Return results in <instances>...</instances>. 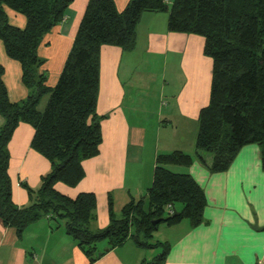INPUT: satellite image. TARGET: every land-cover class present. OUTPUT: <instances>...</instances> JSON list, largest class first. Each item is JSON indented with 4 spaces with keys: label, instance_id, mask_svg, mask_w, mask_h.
Returning <instances> with one entry per match:
<instances>
[{
    "label": "trees",
    "instance_id": "trees-1",
    "mask_svg": "<svg viewBox=\"0 0 264 264\" xmlns=\"http://www.w3.org/2000/svg\"><path fill=\"white\" fill-rule=\"evenodd\" d=\"M72 1L0 0V39L8 56L20 62L23 81L31 89L24 100L11 101L0 62V114L6 121L0 129V218L20 238L42 216L65 220L67 233L79 242L90 263L133 240L146 249L162 247L142 264H164L171 243L152 242L154 232L161 223L172 226L184 219L193 227L200 225L207 205L206 193L196 179L168 165L190 166L197 157L211 172H221L248 144L260 146L264 165V0H173L171 4L129 0L122 11L115 0H89L62 72L51 88L46 72H38L45 63L38 48L46 33L64 20ZM9 10L25 16L24 27L11 23ZM146 11L168 12L172 32L204 37V53L213 61L210 101L199 112L195 156L182 150L158 154L147 195L127 202L121 216L114 213L110 197V222L93 231L90 223L96 219V194L81 192L73 198L60 192L56 184L78 185L85 176L83 161L100 153L101 47L117 45L133 51L137 25ZM46 93L50 98L41 111L38 105ZM21 122L33 126L32 148L52 163L40 188H29L33 203L23 207L13 199L8 149ZM174 209L179 212L176 216L170 212ZM160 218V223H153ZM103 240L108 241V249L100 251L98 243Z\"/></svg>",
    "mask_w": 264,
    "mask_h": 264
},
{
    "label": "crops",
    "instance_id": "crops-1",
    "mask_svg": "<svg viewBox=\"0 0 264 264\" xmlns=\"http://www.w3.org/2000/svg\"><path fill=\"white\" fill-rule=\"evenodd\" d=\"M88 1L73 0L66 18L46 33L38 48L45 61L38 72H46V84L51 88L65 65ZM166 1L171 4L173 0ZM115 2L122 11L129 0ZM8 13L12 24L25 26L24 15ZM204 44L201 35L170 31L168 12L146 11L137 25L133 51L117 45L101 47L100 153L83 161L85 176L78 185L56 184L60 192L73 198L81 192L96 194L91 230L109 224L110 197L123 208L132 198L147 195L158 154L182 150L195 156L198 116L209 104L212 82L213 61L205 55ZM0 62L10 100H24L31 89L23 81L20 62L8 56L1 39ZM171 74L179 81L177 89H171ZM5 122L0 114V129ZM34 133L31 124L21 122L8 144L13 199L21 207L33 203L29 188L37 191L43 176L52 170L51 161L32 148ZM168 168L190 173L203 187L207 205L203 221L196 227L188 219L165 224L164 241L171 243V251L164 264H264L260 146L245 145L221 172H211L197 157L190 166L172 164ZM98 248L108 249V241H100ZM144 260L150 261L146 248L128 240L90 263L79 242L67 233L65 220L42 216L20 238L0 218V264H142Z\"/></svg>",
    "mask_w": 264,
    "mask_h": 264
},
{
    "label": "rangeland",
    "instance_id": "rangeland-1",
    "mask_svg": "<svg viewBox=\"0 0 264 264\" xmlns=\"http://www.w3.org/2000/svg\"><path fill=\"white\" fill-rule=\"evenodd\" d=\"M65 18H66V16H65ZM161 77L162 76H160V78ZM171 83H172L171 84V89L172 88H176L177 89L179 87V81L173 75H172V78H171ZM49 98H50V93H46V94H44L42 96V98H41V100L39 102V105H38V109L39 110H41V111L45 110ZM120 205H121V203L118 202V201H116L115 204H114V213L117 216H121V213H122L121 212L122 211V207ZM166 228H167V225H165V223H161L160 226H159V229L156 230L154 232V234H153L152 242H156V241H159V240L160 241H164V239H165V229ZM146 251L148 252V259L151 261L154 258V256H156L158 253H160L162 251V247L159 246V247H154V248H148V249H146Z\"/></svg>",
    "mask_w": 264,
    "mask_h": 264
},
{
    "label": "water",
    "instance_id": "water-1",
    "mask_svg": "<svg viewBox=\"0 0 264 264\" xmlns=\"http://www.w3.org/2000/svg\"><path fill=\"white\" fill-rule=\"evenodd\" d=\"M178 213L179 212L177 211V209H174V214L173 215L176 216V215H178ZM160 222H161V218L160 219H156L153 223L157 224V223H160Z\"/></svg>",
    "mask_w": 264,
    "mask_h": 264
},
{
    "label": "built area",
    "instance_id": "built-area-1",
    "mask_svg": "<svg viewBox=\"0 0 264 264\" xmlns=\"http://www.w3.org/2000/svg\"><path fill=\"white\" fill-rule=\"evenodd\" d=\"M171 213H174V210H170ZM48 217H50V215H48Z\"/></svg>",
    "mask_w": 264,
    "mask_h": 264
}]
</instances>
